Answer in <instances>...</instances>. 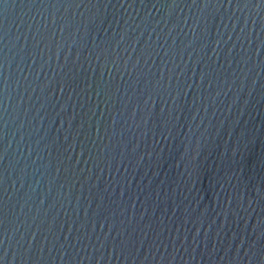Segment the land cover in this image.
<instances>
[{
	"label": "water",
	"instance_id": "water-1",
	"mask_svg": "<svg viewBox=\"0 0 264 264\" xmlns=\"http://www.w3.org/2000/svg\"><path fill=\"white\" fill-rule=\"evenodd\" d=\"M0 264H264V0H0Z\"/></svg>",
	"mask_w": 264,
	"mask_h": 264
}]
</instances>
